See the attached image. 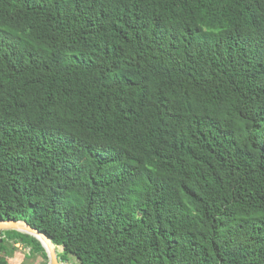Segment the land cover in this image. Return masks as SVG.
<instances>
[{"label": "trees", "instance_id": "16d2710c", "mask_svg": "<svg viewBox=\"0 0 264 264\" xmlns=\"http://www.w3.org/2000/svg\"><path fill=\"white\" fill-rule=\"evenodd\" d=\"M12 217L81 264H264V0H0Z\"/></svg>", "mask_w": 264, "mask_h": 264}, {"label": "rangeland", "instance_id": "374dc122", "mask_svg": "<svg viewBox=\"0 0 264 264\" xmlns=\"http://www.w3.org/2000/svg\"><path fill=\"white\" fill-rule=\"evenodd\" d=\"M9 243L14 246L9 255L3 250L0 251V255L5 256L9 264H48V258H44L39 251L33 252L30 250L29 246H26L17 240L11 239L9 240ZM56 250L59 258L62 255L64 257L61 247H57ZM60 261L61 264H81L75 256L70 254L65 256L64 260L60 258Z\"/></svg>", "mask_w": 264, "mask_h": 264}, {"label": "water", "instance_id": "95a60500", "mask_svg": "<svg viewBox=\"0 0 264 264\" xmlns=\"http://www.w3.org/2000/svg\"><path fill=\"white\" fill-rule=\"evenodd\" d=\"M16 230L35 237L45 250L48 258V264H61L58 257L56 246L53 244L50 237L44 232L30 225L24 219L16 218H0V231Z\"/></svg>", "mask_w": 264, "mask_h": 264}]
</instances>
